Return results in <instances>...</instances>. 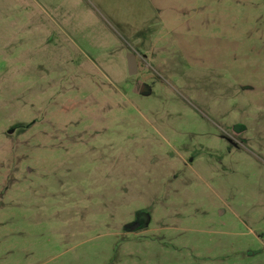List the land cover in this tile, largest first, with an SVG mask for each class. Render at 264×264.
Instances as JSON below:
<instances>
[{"label":"rangeland","instance_id":"374dc122","mask_svg":"<svg viewBox=\"0 0 264 264\" xmlns=\"http://www.w3.org/2000/svg\"><path fill=\"white\" fill-rule=\"evenodd\" d=\"M0 264H264V0H0Z\"/></svg>","mask_w":264,"mask_h":264},{"label":"water","instance_id":"95a60500","mask_svg":"<svg viewBox=\"0 0 264 264\" xmlns=\"http://www.w3.org/2000/svg\"><path fill=\"white\" fill-rule=\"evenodd\" d=\"M128 69H129V74L131 76H134L138 73V62L135 54L128 55Z\"/></svg>","mask_w":264,"mask_h":264},{"label":"crops","instance_id":"0c3cea01","mask_svg":"<svg viewBox=\"0 0 264 264\" xmlns=\"http://www.w3.org/2000/svg\"><path fill=\"white\" fill-rule=\"evenodd\" d=\"M50 5H51L52 9H57V5H55V4H53V3L50 4ZM52 12H53V13H56L57 10H53ZM127 31H128V30H127ZM139 38H141V39H142V38L145 39L144 37H140V36H139ZM147 38H148V40H150V39L152 38L150 33L147 34ZM143 39H142V40H143ZM142 48H144V51H145V50H148V47H147L146 45H144V44L142 45Z\"/></svg>","mask_w":264,"mask_h":264}]
</instances>
